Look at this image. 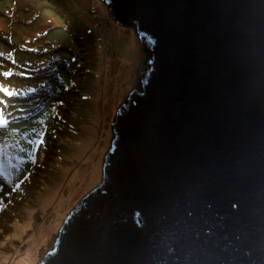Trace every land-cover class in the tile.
<instances>
[{"label":"water","instance_id":"1","mask_svg":"<svg viewBox=\"0 0 264 264\" xmlns=\"http://www.w3.org/2000/svg\"><path fill=\"white\" fill-rule=\"evenodd\" d=\"M101 1L149 52L38 264H264V0Z\"/></svg>","mask_w":264,"mask_h":264},{"label":"rangeland","instance_id":"2","mask_svg":"<svg viewBox=\"0 0 264 264\" xmlns=\"http://www.w3.org/2000/svg\"><path fill=\"white\" fill-rule=\"evenodd\" d=\"M143 51L101 0H0V264H38L98 185Z\"/></svg>","mask_w":264,"mask_h":264},{"label":"trees","instance_id":"3","mask_svg":"<svg viewBox=\"0 0 264 264\" xmlns=\"http://www.w3.org/2000/svg\"><path fill=\"white\" fill-rule=\"evenodd\" d=\"M142 45V44H141ZM144 48L145 51L149 52V49H148V44L146 46H142Z\"/></svg>","mask_w":264,"mask_h":264},{"label":"snow or ice","instance_id":"4","mask_svg":"<svg viewBox=\"0 0 264 264\" xmlns=\"http://www.w3.org/2000/svg\"><path fill=\"white\" fill-rule=\"evenodd\" d=\"M4 91H7V90L5 89ZM8 95H9V96H11V95H12V93H11V92H8Z\"/></svg>","mask_w":264,"mask_h":264}]
</instances>
